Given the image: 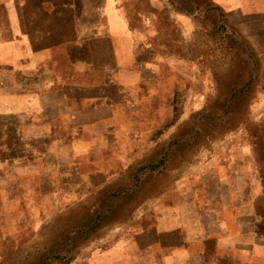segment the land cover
Wrapping results in <instances>:
<instances>
[{"label": "crops", "instance_id": "0c3cea01", "mask_svg": "<svg viewBox=\"0 0 264 264\" xmlns=\"http://www.w3.org/2000/svg\"><path fill=\"white\" fill-rule=\"evenodd\" d=\"M163 12L180 42L163 39ZM205 14L264 46V0H0V245L176 139L193 66L172 47H192ZM202 158L143 204L121 264H264L251 152Z\"/></svg>", "mask_w": 264, "mask_h": 264}, {"label": "rangeland", "instance_id": "374dc122", "mask_svg": "<svg viewBox=\"0 0 264 264\" xmlns=\"http://www.w3.org/2000/svg\"><path fill=\"white\" fill-rule=\"evenodd\" d=\"M171 23L163 12V39L180 42L185 36ZM248 35L214 14L195 15L193 46L172 47L193 66L192 90L185 80L178 85L176 139L128 174L97 180L77 199L51 207L28 233L4 240L0 264H121L120 247L136 234L143 204L168 192L209 151L251 152L264 183V46H253Z\"/></svg>", "mask_w": 264, "mask_h": 264}]
</instances>
